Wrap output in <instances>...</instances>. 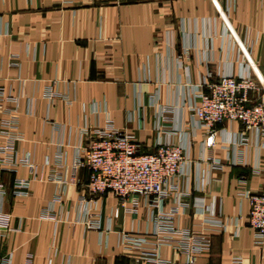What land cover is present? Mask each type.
Listing matches in <instances>:
<instances>
[{
  "label": "crops",
  "instance_id": "obj_1",
  "mask_svg": "<svg viewBox=\"0 0 264 264\" xmlns=\"http://www.w3.org/2000/svg\"><path fill=\"white\" fill-rule=\"evenodd\" d=\"M248 73L264 84V0H0V257L186 264L155 234L149 199L88 194L76 160L95 133L115 129L143 152L186 150L184 193L160 209L178 207L177 229L206 231L194 264H264L247 224L248 195L264 191V137L250 131L243 144L244 128L227 122L208 148L188 108L205 82ZM17 178L31 181L28 195L13 194ZM126 236L147 243L128 248Z\"/></svg>",
  "mask_w": 264,
  "mask_h": 264
},
{
  "label": "built area",
  "instance_id": "obj_2",
  "mask_svg": "<svg viewBox=\"0 0 264 264\" xmlns=\"http://www.w3.org/2000/svg\"><path fill=\"white\" fill-rule=\"evenodd\" d=\"M203 86L196 101H192L188 108L198 129L206 133L208 148H213L215 144L217 127L227 122L238 123L244 128L240 134L243 144L247 143V132L255 131L264 137V84L253 74L220 75ZM8 151L9 148L4 147L2 153L9 155ZM210 159L214 169L220 167L212 153ZM24 160V164H28V159ZM76 165L89 170L86 185L89 195L112 194L123 204L136 197L149 199L157 209L155 234L164 241L177 243V248L185 255L186 264H194L197 255L208 249L210 240L206 231L177 229L174 226L173 215L178 207L169 213L160 209V204L172 194L178 202L184 193L179 181L189 176L191 160L181 145L160 143L154 151L143 152L133 136L110 129L94 134L89 144L80 151ZM3 170L0 164V178ZM245 179V176L240 177L239 183H244ZM30 187L29 179L17 178L13 194L26 196ZM248 199L247 224L256 240L264 242V191L250 194ZM210 225L222 227L221 222L213 221ZM146 243L145 239L128 236L122 241L128 248H140ZM0 264H9V261L0 257Z\"/></svg>",
  "mask_w": 264,
  "mask_h": 264
}]
</instances>
